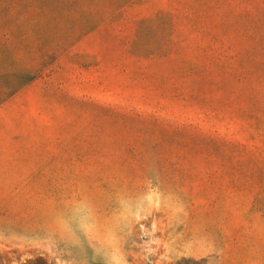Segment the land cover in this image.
Here are the masks:
<instances>
[{"label":"rangeland","instance_id":"374dc122","mask_svg":"<svg viewBox=\"0 0 264 264\" xmlns=\"http://www.w3.org/2000/svg\"><path fill=\"white\" fill-rule=\"evenodd\" d=\"M0 264H264V0H0Z\"/></svg>","mask_w":264,"mask_h":264}]
</instances>
